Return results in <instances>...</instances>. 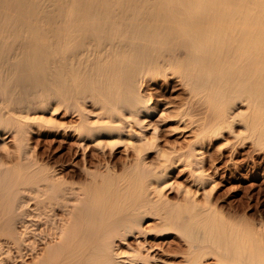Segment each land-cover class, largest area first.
Returning <instances> with one entry per match:
<instances>
[{"label":"bare ground","instance_id":"obj_1","mask_svg":"<svg viewBox=\"0 0 264 264\" xmlns=\"http://www.w3.org/2000/svg\"><path fill=\"white\" fill-rule=\"evenodd\" d=\"M168 71L213 103V133L226 127L223 106L244 97L256 109L248 127L264 138V0H0V98L11 104L0 108V130L18 145L13 166L0 160V264H264V229L225 220L210 198L201 206L162 197L172 162L153 169L142 157L147 145L132 143L138 156L123 175L104 166L80 188L26 152L27 123L11 112H29L36 89L51 83L70 110L95 98L110 121L97 129L83 121L80 132L124 134L155 108L142 97L145 77ZM173 246L176 257L165 254Z\"/></svg>","mask_w":264,"mask_h":264},{"label":"rangeland","instance_id":"obj_2","mask_svg":"<svg viewBox=\"0 0 264 264\" xmlns=\"http://www.w3.org/2000/svg\"><path fill=\"white\" fill-rule=\"evenodd\" d=\"M41 1L44 5L53 6L67 0ZM172 72L168 71L164 78L159 74L145 77L142 97L150 98V107H155V110L143 117V120H146L142 128L131 124L133 125L131 130H128L130 127L127 126L128 133L124 131V134L119 132L108 135L102 132L101 135L87 136L80 132L83 131L79 127L83 121L90 129L104 127V122L110 121L95 98L74 102V109L71 110H78L72 112L67 109L69 102L64 101L67 104L65 106L63 103V106L61 100L59 102L53 99L52 95L57 89L51 83L44 87L43 92L42 89H36L34 93L41 96L33 98L34 101L37 100L35 102H32L30 97V104H33L30 105L32 109L29 112L24 114L11 112L14 115L12 117L18 119L20 124L27 123V136L23 145L29 158H32L31 160L35 158L38 164L51 168L55 179L64 180L63 182L80 188L91 181L89 174L85 173H105L107 167L115 171H111L112 174L123 175V170L138 156L134 153L132 143L140 145V148L147 145L144 149L148 150H145L142 157L146 156L145 161L149 162V165L153 164V169L156 165L157 170L160 163L165 165L172 162L160 187L162 197L164 196L167 201L183 203L187 198L190 200L193 198L199 205L206 206L208 203L206 201L210 198V205L221 212L225 220L264 229V138L259 137L257 132L248 127L255 119L256 109L254 110L244 97L228 103L226 101L223 107L226 110L224 126L227 128L224 127L220 134L216 135L209 128L216 116L213 103L191 95L190 88L184 84L185 81L183 82L176 72L175 74ZM1 99L0 108L7 106L11 109V104H2ZM116 118H114L116 124H119L120 118ZM227 124L232 126L228 127ZM8 129L0 130V160L8 164L7 166H13L14 162L16 163L18 145L12 130ZM132 135L135 137L137 135L140 139L133 138ZM192 151L196 152L193 154L194 157L188 158L187 154ZM194 158L197 161H194ZM154 222L149 218L143 227L151 229ZM174 238L175 236L155 242L154 249H158V243L174 242ZM140 239H131L130 243L133 247L139 246ZM165 251V254L171 257L178 255L174 246L170 249L165 248ZM186 256L188 260L191 257L188 248ZM171 260L175 261L173 258ZM9 264L15 263L10 260ZM205 264L214 262L209 259Z\"/></svg>","mask_w":264,"mask_h":264}]
</instances>
